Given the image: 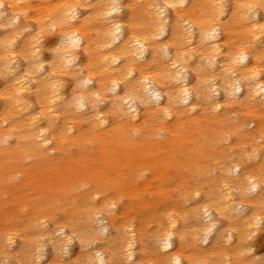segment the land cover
<instances>
[{"label": "bare ground", "instance_id": "6f19581e", "mask_svg": "<svg viewBox=\"0 0 264 264\" xmlns=\"http://www.w3.org/2000/svg\"><path fill=\"white\" fill-rule=\"evenodd\" d=\"M50 31L57 44L45 62L38 43ZM262 60L264 0H0V196L6 185L13 206L27 207L22 221L39 228L33 240L22 228L0 232V264H65L59 256L71 241L90 244L76 224L48 229L44 217L59 201L83 225L93 222L94 238L105 237V248L80 251L74 264H260L247 241L264 220V144L241 149L256 169L239 159L223 179L204 176L218 147L211 125L227 128L234 102L248 116L264 111ZM239 126L229 130L236 136ZM142 166L159 181L179 178L176 202H188L192 180L212 187L204 195L210 201L164 217L154 235L162 255L147 263L139 260L147 235L129 221L120 225L116 203H105L107 215L80 207L101 188L134 200ZM100 168L111 170L110 182ZM6 174L19 181L7 182ZM166 194L157 188L152 200H135L147 211Z\"/></svg>", "mask_w": 264, "mask_h": 264}, {"label": "rangeland", "instance_id": "374dc122", "mask_svg": "<svg viewBox=\"0 0 264 264\" xmlns=\"http://www.w3.org/2000/svg\"><path fill=\"white\" fill-rule=\"evenodd\" d=\"M123 15L124 14V9H121V11L117 12L114 14V16L118 15ZM237 32L236 30L234 31V34L236 35ZM26 37L23 36L19 39L15 40V51H17L18 43L20 42L21 39H24ZM40 37V36H39ZM233 42H236L237 35L232 37L231 39ZM39 52L41 57L45 60V62L49 59V53L51 52L52 48L57 44V38H56V32L55 31H50L46 36L40 37L39 39ZM15 64L18 63L20 67L24 64V60H22L20 57H16L14 59ZM262 70H264V60H262ZM2 83V79L0 77V86ZM68 81H67V76H65V86L64 89H68ZM29 102L32 103V100L29 99ZM232 108L234 111L230 112V114L227 117V128L223 127H218L216 128V124L213 123L211 126L214 128H211L212 133L214 131V142L217 147V151L215 154H213L212 157H210L207 165V172L205 174V179H207V183L211 181L212 178L215 179H223L224 172L226 173L231 169V165L234 161L243 159L245 166L248 169H256L253 165L256 163H253L251 160L248 159L247 154L244 157L243 152L244 149L248 150L249 147L251 146H257V145H262L264 144V136L259 135V130H257V123L261 121V126H262V131L264 132V111H261L258 116H248V113H246L245 109L241 107L240 105H237L235 102L232 104ZM199 113H192L193 115L197 114V116H200ZM219 114V113H218ZM188 116V115H187ZM183 116V121L185 124L183 126H180L179 129L182 132L187 131V126L186 121L189 119V117ZM205 116V115H201ZM211 118H208L204 121L201 122V126L203 128L208 127L206 123L210 120ZM172 122V120L170 121ZM243 122V123H242ZM243 124V127L239 126L237 135L235 136V133L232 132V130H229V128L232 125H237V124ZM156 124V123H152ZM186 125V126H185ZM2 127H5L3 124ZM82 129H85L83 127ZM249 132H252V136H250ZM264 134V133H263ZM162 131H159L157 133V138L162 139ZM87 149H91L93 146L91 143L87 142L86 143ZM224 148V150H222ZM241 149H243V152H241ZM71 151H75L72 147H70ZM163 151H165L163 149ZM221 153V154H219ZM28 163L29 161L26 160ZM121 173L125 172L126 169L122 166L118 168ZM185 169V168H184ZM102 171L99 174V177H103L105 183H108V181L105 177V173L111 172V170H108V168H100ZM144 170V171H143ZM120 173V174H121ZM231 174V172H229ZM113 180H115L117 177L116 175H112ZM135 177L143 183L141 188L142 190L138 192V196L134 194L132 198L134 200H130L129 195H127L125 192H111L110 190H103V188L98 189L95 194V199H91V196L88 197L85 202L81 204V208L84 209H90L92 210L93 208L100 209L102 214L107 215L110 213V207L107 208L105 206V203L107 202H113L116 203V208L113 209V215H116L118 217V222H120V225L124 226L126 225V221H129L132 223L134 226H137L139 228V231L141 233V236H143V232L147 235L149 241L147 243L148 248L146 252L143 253V250L139 251V260L141 263L143 261L147 263L148 260L153 261L156 260L159 256L162 255V251L158 250L157 248L154 247V235L157 234L159 230V224L164 220V217L167 214H177V215H183L187 214L189 209L195 208L197 204H199L202 201H210V197H204V195L209 192L212 187L207 188V183L200 184V182H197L196 180H192L191 184L194 186L192 189L189 190V194L187 195L188 202L182 203L181 200L179 202H176L175 200L177 199L175 196L174 189L177 188L179 178L178 177H172L168 179L167 177L163 178V180H157L156 177L151 176V170L148 168L143 169V166L140 167L135 174ZM5 178L7 182H18L19 177L18 176H12L11 174H6ZM112 180V181H113ZM145 180V182H143ZM123 182V180H121ZM140 183V184H141ZM111 186V185H109ZM4 188L6 190L4 193L0 196V232L4 231L5 229H20L22 228V232L26 235V238L29 240H33L35 235H39V228L34 227L33 220H27L22 221L24 218V213L27 211V207H21L18 205L16 208L13 206V204L9 200V196L7 193V189H9L6 185H4ZM81 188V189H86ZM159 188V190L164 189L168 191V194L165 195L164 199H154L153 205H152V210H147L143 211L139 207V202L135 200V198H139L141 201H150L154 198L155 191ZM194 188H200L198 191V195H193L191 193V190ZM127 190V189H126ZM217 195V194H216ZM248 204V203H247ZM79 207V208H80ZM211 212H213V209H210ZM245 211H249V204L247 205ZM121 212L122 215H121ZM75 213V212H73ZM76 214V213H75ZM71 212L66 211L63 209V204L61 201L55 202L50 210L46 212L45 219H49L48 224L50 227H52L51 222H55V224H67L68 227L69 225L74 226L76 224L80 229L82 228L83 230L86 231V236L89 238L90 241H87L86 243H90L86 246V248L80 249L78 246V242L76 239L71 241V244L68 247V253L59 256V260L62 261L65 264H74L75 263V258L79 256L81 253L80 251H86L85 249H90L92 246H97V247H102L105 248V237H97L94 238L93 235L90 233L93 232L95 233V226L93 222L87 223L83 225L82 219L79 220L76 218ZM20 217V218H18ZM22 221V222H21ZM194 223V221L192 220ZM221 224L219 222L217 225ZM193 227V226H192ZM190 227L191 230L189 231H194L196 229ZM264 220L262 223V230L259 232L253 234L251 237L248 238V245H249V255H252L260 264H264ZM20 231V230H19ZM213 233H211L212 235ZM109 237H112L110 235ZM212 240V238H210ZM209 240V241H210ZM93 242V243H92ZM191 242V241H190ZM189 242V243H190ZM211 243V242H210ZM210 244H207V246L203 249H206L209 247ZM189 249H194L192 245L188 247ZM202 250V249H200ZM50 250L49 246L44 248V263H46L50 258ZM145 259V260H143Z\"/></svg>", "mask_w": 264, "mask_h": 264}]
</instances>
